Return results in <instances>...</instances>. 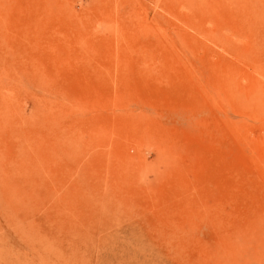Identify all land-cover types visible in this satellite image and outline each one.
Listing matches in <instances>:
<instances>
[{
    "label": "rangeland",
    "instance_id": "obj_1",
    "mask_svg": "<svg viewBox=\"0 0 264 264\" xmlns=\"http://www.w3.org/2000/svg\"><path fill=\"white\" fill-rule=\"evenodd\" d=\"M249 2L0 0V264H264Z\"/></svg>",
    "mask_w": 264,
    "mask_h": 264
},
{
    "label": "bare ground",
    "instance_id": "obj_2",
    "mask_svg": "<svg viewBox=\"0 0 264 264\" xmlns=\"http://www.w3.org/2000/svg\"><path fill=\"white\" fill-rule=\"evenodd\" d=\"M246 1H247V0H246ZM250 2H252V0H250ZM250 2H249V3H250ZM253 3H254V2H253ZM255 6H256V5H255ZM249 7H250V6H249ZM251 7H252V5H251ZM248 10H249L248 13L250 14V15H249V17H250V16L252 15V13H250V8H248ZM252 10L254 11V9H252ZM257 10H258V9H257ZM257 10H255V11H257ZM258 12H259V11H258ZM260 12H261V11H260ZM260 12H259V13H260ZM255 14L257 15V12L254 13V15H255ZM254 15H253V16H254ZM258 15H259V14H258ZM260 15H261V14H260ZM254 17H255V16H254ZM257 17H259V16H257ZM255 18H256V17H255ZM255 18H253V19H254V20H257V18H256V19H255ZM253 19H252V20H253ZM260 19H261V17L259 18V21H261ZM250 20H251V19H250ZM250 20H249V21H250ZM254 20H253V21H250V22H251V23H252V22H256V23H258V22H259L258 20H257L258 22H257V21H254ZM247 21H248V20H247ZM247 21H246V22H247ZM243 22H244V21H243ZM243 22H242V23H243ZM247 23H248V25L251 24V23H249V22H247ZM247 23L244 24V26H240V27L237 29V34H238V36H239L240 38H246L247 40H249V41H248V45H249V48H251V47H253V46L256 44V42H257V40H259L260 36H259V38H256V37H257V35H255L256 33H253V32H252V31L255 30V28L258 30V28L255 27V25H254V24H256V23H253L252 26L250 25V27H249V26L245 27V26L247 25ZM259 24H260V23H259ZM259 24L257 25L258 27H259ZM242 25H243V24H242ZM253 26H254V28H252ZM259 28H261V24H260V27H259ZM260 31H261V29H260ZM260 31H259V32H260ZM255 32L259 33L258 31H255ZM251 33L254 34L253 37L256 36L255 39H253L252 37H250V34H251Z\"/></svg>",
    "mask_w": 264,
    "mask_h": 264
}]
</instances>
